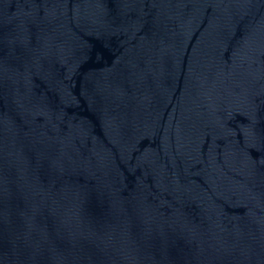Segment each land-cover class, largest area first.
<instances>
[{
	"label": "water",
	"instance_id": "water-1",
	"mask_svg": "<svg viewBox=\"0 0 264 264\" xmlns=\"http://www.w3.org/2000/svg\"><path fill=\"white\" fill-rule=\"evenodd\" d=\"M0 264H264V0H0Z\"/></svg>",
	"mask_w": 264,
	"mask_h": 264
}]
</instances>
